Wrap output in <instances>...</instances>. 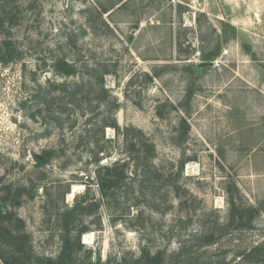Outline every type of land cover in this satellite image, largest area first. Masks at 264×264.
I'll use <instances>...</instances> for the list:
<instances>
[{
	"label": "rangeland",
	"instance_id": "1",
	"mask_svg": "<svg viewBox=\"0 0 264 264\" xmlns=\"http://www.w3.org/2000/svg\"><path fill=\"white\" fill-rule=\"evenodd\" d=\"M2 15L0 45L11 40L21 59L0 62V202L4 186L25 189L10 208L32 252L55 257L59 214L87 191L100 199L94 158L125 156L122 135L102 126L114 119L154 154L78 217L89 227L79 261L89 250L91 261L142 247L175 255L214 227L216 241L193 248L199 263L248 264L240 252L264 240V0H0ZM60 57L75 74L54 71ZM45 150L54 155L39 166ZM231 196L259 209L252 228H223Z\"/></svg>",
	"mask_w": 264,
	"mask_h": 264
},
{
	"label": "trees",
	"instance_id": "2",
	"mask_svg": "<svg viewBox=\"0 0 264 264\" xmlns=\"http://www.w3.org/2000/svg\"><path fill=\"white\" fill-rule=\"evenodd\" d=\"M3 13L7 19L8 12L4 8ZM5 18L3 15L0 16V26L3 25ZM213 54H209V56ZM19 59H21V52L11 40L4 39L0 45V62L6 64ZM53 69L56 73L64 76H71L77 71L74 63L67 61L64 57L57 58L53 62ZM154 72V74H158L156 70ZM143 76L146 82H150L153 79V75L150 73H144ZM103 80L102 75L100 77L101 86H103ZM54 88L65 89L66 85L65 83H60L54 85ZM102 90L106 93L104 88ZM191 95L192 92L189 90L185 95V101H188ZM114 107H117L116 103H114ZM158 113L162 115L160 109H158ZM182 123L185 124L186 131L188 128L186 120L182 119ZM102 126H111L118 135H122L126 147L125 156L107 165L99 164V157L94 158L97 163L96 181L100 199H88L87 191L80 201L74 202L72 206L67 207L59 214L61 245L55 257L35 255L32 252L31 237L25 230L24 220L18 218L10 208V206L20 205L25 189L18 187L12 190L10 185L3 187L5 192L1 196L0 202V264H84V262H88L86 264H201V262L199 263V256L194 254L193 248L200 249L213 244L217 238L216 228L214 227L201 237H198L194 243H184L175 255H166L161 249L151 252L147 247H142L139 255L135 258L122 256L118 259H111L109 257L101 261L100 257L97 256L94 261H91L92 252L89 250L86 260L79 261V254L84 247L81 242V235L89 227L78 217L96 212L101 207L102 202L106 200L108 203L109 200H114L116 192L122 188L125 180L129 177V168L132 167L134 174L138 170L144 172L149 167L154 154V145L144 138L142 131L130 126L121 129L114 119L104 121ZM53 155L54 151L45 150L40 155L34 154V159L36 164L40 166L48 163ZM183 165L184 160L179 164V173H181ZM68 191L69 188L66 187L62 192V197ZM29 196L33 197L34 194L30 193ZM258 214L259 209L257 207L243 205L231 196L228 206V219L223 224V228L226 230L252 228V221ZM240 253L242 260L248 264H264V240L251 245L249 249H243ZM207 264H212V262Z\"/></svg>",
	"mask_w": 264,
	"mask_h": 264
},
{
	"label": "bare ground",
	"instance_id": "3",
	"mask_svg": "<svg viewBox=\"0 0 264 264\" xmlns=\"http://www.w3.org/2000/svg\"><path fill=\"white\" fill-rule=\"evenodd\" d=\"M77 188L78 187L76 185H73L72 190H71V192L68 195L69 196H72L75 193V191H76Z\"/></svg>",
	"mask_w": 264,
	"mask_h": 264
},
{
	"label": "built area",
	"instance_id": "4",
	"mask_svg": "<svg viewBox=\"0 0 264 264\" xmlns=\"http://www.w3.org/2000/svg\"><path fill=\"white\" fill-rule=\"evenodd\" d=\"M87 177V176H86ZM88 178V177H87Z\"/></svg>",
	"mask_w": 264,
	"mask_h": 264
}]
</instances>
